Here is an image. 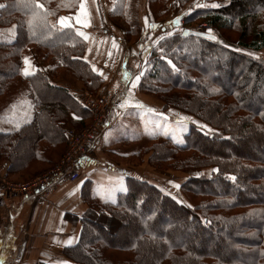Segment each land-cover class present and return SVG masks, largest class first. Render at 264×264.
Instances as JSON below:
<instances>
[{"label": "trees", "instance_id": "trees-1", "mask_svg": "<svg viewBox=\"0 0 264 264\" xmlns=\"http://www.w3.org/2000/svg\"><path fill=\"white\" fill-rule=\"evenodd\" d=\"M151 1L159 6L156 20L166 18L164 7L171 0ZM0 2V32L15 29L12 42L0 41V98L21 78L23 54L31 46L54 65V73L64 70L102 96L103 80L86 60L85 36L58 23L62 16H75L82 0ZM125 6L126 0H114L110 17L123 20ZM198 22L237 33V46L213 40L202 29L177 31L160 41L161 55L152 51L137 89L159 100L164 110L173 108L195 122L183 144L155 136L138 155L151 154L154 168L217 171L182 184L190 205L128 177L127 191L115 202L95 204L84 216L79 244L66 251L75 263L264 264V57L251 54L264 50V0L199 7L186 24ZM127 33L139 36L136 28ZM25 81L36 106L33 118L13 132L0 131V165L16 183L29 182L61 161L69 123L80 132L92 122L77 91L52 84L40 70ZM72 113L79 119L70 121ZM105 230L116 239L106 237Z\"/></svg>", "mask_w": 264, "mask_h": 264}, {"label": "crops", "instance_id": "crops-1", "mask_svg": "<svg viewBox=\"0 0 264 264\" xmlns=\"http://www.w3.org/2000/svg\"><path fill=\"white\" fill-rule=\"evenodd\" d=\"M106 12L102 0H82L75 16H62L58 23L60 27L74 26L85 36L86 60L103 80L98 94L115 103L111 125L84 160L79 179L60 183L47 198L7 193L4 187L9 181L8 167L0 165V264H77L66 251L79 244L84 216L95 204L111 203L113 190L122 191L128 177L141 178L114 157L126 159L136 154L133 149H137L138 140L142 145L156 136L148 126L143 135L138 131L144 118L156 114V99L140 93L136 84L156 47H148L151 39L154 45V37L146 39L155 25L142 19V25H137L140 35L132 40L126 31L113 24L108 14L106 17ZM34 70L33 74L40 70L54 85L66 86L71 91L79 88L80 81L72 76H54L53 69ZM21 83L22 87L13 85L0 98V104L6 107L0 119L7 123L16 113L20 115L18 100L30 104L23 120L30 122L36 111L26 81ZM69 119L76 121L79 117L72 113ZM70 129L71 123L67 126Z\"/></svg>", "mask_w": 264, "mask_h": 264}, {"label": "rangeland", "instance_id": "rangeland-1", "mask_svg": "<svg viewBox=\"0 0 264 264\" xmlns=\"http://www.w3.org/2000/svg\"><path fill=\"white\" fill-rule=\"evenodd\" d=\"M217 0H208L207 3H199L200 0H191L190 2L185 1V0H171L165 7V15L166 18L163 20H156V17L154 16V11H158L159 6L156 7L152 6V1L151 0H126V6H125V18L123 20H118L115 21L110 17L111 9L114 0H102L103 3L106 5L107 14L108 18L113 22V24L119 26L122 30L129 31L131 28H136L139 30V35H140V28L137 25H142V19L147 20L151 22L154 26L152 29V32L150 30L148 37L146 39L153 38L155 39V43H151L153 41L151 39L149 48L152 46H155L153 50L156 49V54L161 55V45L160 41L164 39L165 37H168L170 35H173L177 31H184L186 34H189L191 31H194V29H199V25L206 23V22H198L195 23L194 25L187 26V18L189 15L192 14V12L202 6H197V5H221L222 3L227 2V0H219L222 2H216ZM2 7V3L0 2V8ZM156 7V8H155ZM203 8V7H202ZM163 16V17H164ZM145 23V21H144ZM203 30V29H202ZM204 32H207L210 36H215L216 40L219 39L225 44L229 46H237V42L235 41L237 38V33L235 32H229V33H222L215 28L211 27L210 29L203 30ZM128 34V33H127ZM132 40H134V37H130ZM15 39V29L14 27H11L8 29V31L0 32V41H8L12 42ZM251 54L257 56V57H264V50L260 52H252ZM53 64L51 63H45L42 57L41 52L39 49L35 46L29 47L23 54V67H22V75L21 78L17 79V84L16 82L14 84L18 85V87H22V78L25 76H29L35 72L34 69H53ZM27 69L28 75H25L24 72ZM62 75H65V77H69L70 75H67L64 70L55 73L54 76H59L63 78ZM56 79V78H55ZM75 79V78H74ZM75 81V80H74ZM78 81V80H77ZM79 89V90H77ZM76 91L79 94H82L83 92H89L92 94L94 97H99L92 92L86 90L84 88V85L80 82L79 88L76 87ZM20 93L24 95L23 91L20 89ZM78 94V95H79ZM260 96H263V92L260 91L258 93ZM6 96V95H5ZM153 98V97H152ZM163 104L156 99V114L151 117L150 119L147 117L146 119L144 118V123L141 124L139 133L140 135L144 134L145 127L153 132V135H156L159 137L160 140L164 139H170L172 142L176 144H183L185 140V136L189 133L191 124L192 122H195L194 118L179 113L177 110L171 108L164 110V107L162 106ZM17 111L20 112V115L16 113L14 116L13 120L10 122H5L4 120L0 119V131L2 132H13L17 129H19L23 124L27 123L28 121L23 120L26 111L30 107V104L28 102H19L17 104ZM5 108V106H2L0 104V118L4 117V112L2 109ZM29 111V110H28ZM87 128V127H86ZM84 130V129H83ZM81 130L80 132H82ZM76 132L74 129L68 130V144H69V138L72 133H80ZM148 141L145 142L144 144L141 145L140 140H138V143L136 145L137 149L136 154L127 157L126 159L119 160L116 157H114V160L117 161L119 164L124 165L127 168L134 169L143 180H149L148 182L153 185H155L157 188L162 190L164 193L171 195L172 197L189 204V202L186 200V196L181 190V186L183 183H185L186 180H188L191 177L194 176H205V177H211L212 176V169H202V170H189V171H173V170H166V169H159V168H154L149 164V159L151 157V154H143L141 156L138 155L140 150H142L145 145H147ZM236 144H233V147H236ZM134 147V148H136ZM251 146H249V149ZM70 148V144L68 145V149L66 153L68 152ZM94 149V148H93ZM65 153V155H66ZM64 155V157H65ZM63 157V158H64ZM61 159V161L63 160ZM61 161L56 165L53 166L50 170L47 172L41 174L44 175L51 170L55 169ZM39 177V176H38ZM37 178V177H36ZM35 180L32 179L31 181ZM8 181V180H6ZM29 181V182H31ZM28 183V182H26ZM26 183H16L14 181H8L7 185H14V184H26ZM7 185L4 187L6 190ZM175 185H179V187H175ZM126 188V185L123 187ZM116 189V190H115ZM112 193V201L115 202L118 198V194L124 191H120V188H115ZM122 190V188H121ZM7 193H9L6 190ZM14 194V193H10ZM190 205V204H189ZM93 206V205H92ZM101 230V228L99 227ZM107 231L105 230V235L109 239H116L115 235H107ZM109 232V231H108ZM189 232H192L190 230ZM198 249H202V247H199Z\"/></svg>", "mask_w": 264, "mask_h": 264}, {"label": "built area", "instance_id": "built-area-1", "mask_svg": "<svg viewBox=\"0 0 264 264\" xmlns=\"http://www.w3.org/2000/svg\"><path fill=\"white\" fill-rule=\"evenodd\" d=\"M203 23L199 29H210ZM83 106L92 115L91 124L80 133H72L69 138L70 148L61 163L50 172L40 175L26 184L7 185L9 193L25 195L31 198H47L54 187L62 182L77 181L84 160L91 153L98 140L111 125L115 103L105 96L94 97L89 92L79 94Z\"/></svg>", "mask_w": 264, "mask_h": 264}, {"label": "snow or ice", "instance_id": "snow-or-ice-1", "mask_svg": "<svg viewBox=\"0 0 264 264\" xmlns=\"http://www.w3.org/2000/svg\"><path fill=\"white\" fill-rule=\"evenodd\" d=\"M197 6H202V7H217L218 5H215V4H213V5H207V4H205V5H197ZM77 22H78V23L81 22L79 17H77ZM62 23H63V21H62ZM210 38L213 39V40L216 39L215 36H210ZM169 63H171V62L169 61ZM24 74H25V75H28V74H29L28 71H27V69L25 70ZM135 79H137V78H135ZM137 83H138V80H137ZM137 83H136V84H137ZM136 84H134L133 87H135ZM211 91H212V92H216V91H218V89H214V88H213V89H211ZM213 171H217V170L214 169ZM231 179H235V177H231ZM175 187L178 188L179 185H175ZM122 191H127V189H126V188H122ZM69 243H70V242H69Z\"/></svg>", "mask_w": 264, "mask_h": 264}, {"label": "water", "instance_id": "water-1", "mask_svg": "<svg viewBox=\"0 0 264 264\" xmlns=\"http://www.w3.org/2000/svg\"><path fill=\"white\" fill-rule=\"evenodd\" d=\"M186 34V33H185Z\"/></svg>", "mask_w": 264, "mask_h": 264}]
</instances>
